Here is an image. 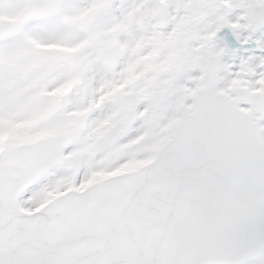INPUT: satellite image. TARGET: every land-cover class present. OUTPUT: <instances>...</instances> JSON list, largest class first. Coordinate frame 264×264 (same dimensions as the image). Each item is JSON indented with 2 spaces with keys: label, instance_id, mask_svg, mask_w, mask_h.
Masks as SVG:
<instances>
[{
  "label": "snow or ice",
  "instance_id": "6c2138e0",
  "mask_svg": "<svg viewBox=\"0 0 264 264\" xmlns=\"http://www.w3.org/2000/svg\"><path fill=\"white\" fill-rule=\"evenodd\" d=\"M0 264H264V0H0Z\"/></svg>",
  "mask_w": 264,
  "mask_h": 264
}]
</instances>
